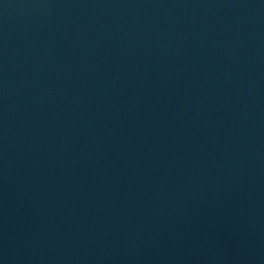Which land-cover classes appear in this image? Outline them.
<instances>
[{"label":"water","instance_id":"water-1","mask_svg":"<svg viewBox=\"0 0 264 264\" xmlns=\"http://www.w3.org/2000/svg\"><path fill=\"white\" fill-rule=\"evenodd\" d=\"M0 264H264V0H0Z\"/></svg>","mask_w":264,"mask_h":264}]
</instances>
